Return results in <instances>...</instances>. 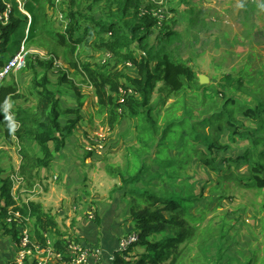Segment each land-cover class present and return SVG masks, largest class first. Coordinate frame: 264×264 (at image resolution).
Masks as SVG:
<instances>
[{
  "label": "trees",
  "instance_id": "trees-1",
  "mask_svg": "<svg viewBox=\"0 0 264 264\" xmlns=\"http://www.w3.org/2000/svg\"><path fill=\"white\" fill-rule=\"evenodd\" d=\"M56 2L57 0H0V13L7 9L10 11L7 23L0 22V69L18 51L23 41L26 50L42 49L51 56L48 63L38 60L37 56H29L31 58L27 59L25 68L32 75L37 76V70L44 71L38 82L35 78L32 79L35 84V102L31 108L17 105L13 109L10 106L22 98L14 72L0 82V136L6 146H19L20 165L12 175L17 174L22 178L27 189L38 183L43 169H48L55 163V156L64 149L65 141L80 119L82 99L73 83L69 82L77 96L78 108L75 109H63L58 95L48 87V70L55 60H61L67 71L81 77V84L94 90L97 115L106 116L110 129L122 118H137L143 121L144 139L154 138L162 129L152 116L157 110L150 107L153 91L161 83V90L166 95L180 97L173 106L174 111L163 118L162 126L165 129L161 130L162 137L170 132L171 127L179 128L180 134L193 147L194 155L190 161L198 159L202 167H208L216 175L223 173V177L218 176L221 180L217 187L230 180L248 189L252 188L256 193L263 192L264 163L260 162L264 161V104L251 101L250 95L256 92H245L246 86H242L239 76L230 80V75H227L219 84L230 87L236 84L233 92L236 97L218 91L208 99L209 111L203 112L207 117L202 121L201 117L193 118L191 107L189 110L184 108L187 107V93L195 94L196 90H201L207 95L206 89L210 92L211 86L200 85L193 69L175 59L171 51H168L175 39V32L172 30L174 21L165 20L152 12L160 0H91L89 13L85 17L79 10H71L74 1L64 0L61 4L64 8H70L64 27H59L58 21H54L50 15ZM100 5L103 16L96 19L93 9ZM154 28H159L156 35ZM93 37L95 41L90 44ZM80 45L91 47L94 51H104L112 58L104 63L96 62V66L80 62L76 57ZM132 70L135 75H131ZM66 81L67 72H63L59 82ZM119 90H124L125 96H121ZM217 101H221V105L211 107ZM181 106L184 112L181 116H176L175 108ZM71 116L74 118L71 119ZM61 119L65 120L64 126L60 123ZM187 121L191 128L187 129ZM181 141L182 138L176 145L179 146ZM238 143H241L242 147L239 149L243 153L235 155L234 164L231 161L234 157L226 158L227 164L219 169L215 165V159H212L214 154L232 149ZM240 163L245 165V169L237 174L234 171L239 169ZM148 173L145 170L123 180L125 186L141 180L146 188L127 192V195L136 196L135 205H131V200L128 206V215L133 222V233L138 235V242L124 252L115 251L112 264H165L175 259L180 251L178 246L192 236L193 229L185 228L184 222L178 221L184 211L175 212L177 202L173 203V200H177L178 193L184 194L187 200L197 199L202 195L204 186L197 192L189 185L177 189L172 185V189L165 190L164 193L153 192L148 188L150 180L142 178V174ZM156 176L159 177V174L149 175V178ZM12 192L11 175L5 174V169L0 164L2 234L8 236L13 244L18 242L17 227L15 224L9 227L6 218L9 212H19L23 218L30 219L32 243L43 248L49 243L54 252L61 253L62 259L68 261V242L79 240H69L59 233L53 217L43 211L40 203H19ZM141 199L148 201L143 209L140 208L144 204ZM157 205H162L163 208ZM164 212L169 214V218ZM135 254L137 259H134ZM26 264L35 262L27 260Z\"/></svg>",
  "mask_w": 264,
  "mask_h": 264
},
{
  "label": "rangeland",
  "instance_id": "rangeland-1",
  "mask_svg": "<svg viewBox=\"0 0 264 264\" xmlns=\"http://www.w3.org/2000/svg\"><path fill=\"white\" fill-rule=\"evenodd\" d=\"M62 1L64 0H57L54 10L50 12L52 19L58 21L59 27L66 25L65 17L67 12H70V8H64L61 4ZM72 1L75 2L71 6L72 11L79 10L84 17L88 15L91 0ZM152 12L165 20L174 21L172 30L175 32V39L168 47L173 57L189 65L197 77L204 75L209 79L207 86H211V91L208 92L205 88L207 95L201 90H196L195 94L187 93V107L184 108L189 110L191 107L193 118L201 117L202 121L207 117L203 112L209 111L208 99L218 91L236 97L233 93L236 84L232 87L219 84L227 75L233 80L239 76L242 86H246L245 92H256L250 95L251 101L264 104V0H160ZM93 14L96 19L102 17V5L94 7ZM156 31L158 33L159 28H154V35ZM94 41L95 37L90 44ZM150 41L154 43L153 40ZM29 56H37L38 60L46 63L51 59L46 51L36 48L27 50L26 62L31 58ZM76 57L80 62L93 66L98 64L96 62L104 63L112 58L104 51H94L91 47L81 45ZM63 72H67L68 81L60 83L59 78ZM43 73L44 71L37 70L38 75L35 76L24 68L13 74L15 81L20 85L19 94L22 96L20 101L10 105L13 109L17 105L28 108L33 106L35 84L32 79L35 78L38 82ZM130 73L135 75L134 70ZM47 76L50 80L48 87L58 95L63 109L78 108L77 96L69 82L78 89L82 99L80 119L67 139L70 140L74 135L69 143L71 155L64 152L66 140L64 149L55 156L58 165H55V162L48 169L42 170L37 187L27 189L22 180V184L13 190L12 193L19 203L31 200L36 202V198L41 194L38 191L52 188V185H61L67 198L62 206L66 215H81L86 223L99 224L102 219L100 214L104 213V229L109 230V241L119 238V242L122 237L134 231L133 223H128L130 217L127 212L131 200V205H135L136 196L127 195V192L146 188L141 180L126 186L123 180L146 170L149 173L142 174V178L145 181L150 180L148 188L153 192L164 193L165 190L172 189V185L176 189L189 185L197 192L204 186L202 195L197 199L187 200L184 194L178 193L177 200H173V203L177 202L175 212L184 211L178 221L184 222L185 228L191 227L193 233L178 246L180 251L175 259L165 264H264V190L262 193H256L254 189H248L230 180L224 181L218 188L221 180L218 176L223 177V173L216 175L208 167H202L198 159L190 161L194 155L193 147L189 146V140L180 134L179 128L171 127L170 132L162 137L161 130L165 129L162 126L163 118L167 113L174 111L173 106L179 96L166 95V92L161 90V83L156 85L150 107L157 110L152 116L162 129L153 136L154 138L144 139L143 121L137 118H122L110 129L106 116L97 115L94 90L81 84V77L67 71L61 60L53 62ZM219 86L221 88H218ZM119 93L125 96L126 92L119 90ZM127 93L129 95L130 90ZM221 103L217 101L211 107H219ZM183 112L181 106L175 108L174 113L181 116ZM73 118L74 116H71V119ZM60 123L64 126L65 120L61 119ZM186 126L187 129L191 128L188 127V121ZM181 138L179 146L176 145ZM18 147L6 146L0 136V164L9 176L16 172L20 165ZM239 147H242L241 143L232 149L214 154L212 159H215V165L221 169L223 164H227L225 159L229 157H234L231 159L234 164L235 155L243 153ZM87 159L92 162L91 165H84V160ZM65 162L70 164V168H67L66 177L59 180V165L62 163L64 166ZM260 163L263 164L264 161ZM238 168L234 171L237 174L245 169V165L240 163ZM91 171L95 175H92ZM153 174H159V177L150 179L149 175ZM80 198L86 199L87 202L80 201ZM147 202L143 201L144 204L140 208H145ZM157 206L163 208L162 205ZM88 214L92 215L91 220ZM163 214L169 218L167 212ZM113 217L119 218L115 226L117 228L120 223L121 233L111 234L110 229L115 222ZM129 226L131 228L127 229ZM67 238L72 240L75 237L67 235ZM15 248L12 240L2 234L0 226V262L8 260L6 255L13 259L17 251ZM137 258L135 254L134 259Z\"/></svg>",
  "mask_w": 264,
  "mask_h": 264
},
{
  "label": "built area",
  "instance_id": "built-area-1",
  "mask_svg": "<svg viewBox=\"0 0 264 264\" xmlns=\"http://www.w3.org/2000/svg\"><path fill=\"white\" fill-rule=\"evenodd\" d=\"M19 1V0H17ZM9 9L0 13V22L7 23L9 16ZM27 50L22 42L18 51L8 60L5 66L0 69V82L9 73H16L25 68ZM17 171V170H16ZM13 181V190L17 189L22 184V178L17 174L11 175ZM91 220L92 215L88 214ZM6 224L10 227L15 224L18 233V242L15 244L17 248L16 256L10 264H26V261H33L35 264H98L103 256L100 248L83 245L82 243L69 242L66 254L68 261L62 259L59 252H54L49 243L45 248L32 243L30 234L29 218H23L19 212H9L6 218ZM138 242V235L131 233L130 235L122 237L117 246V251L124 252L131 245ZM114 255H111L109 261L112 263Z\"/></svg>",
  "mask_w": 264,
  "mask_h": 264
},
{
  "label": "crops",
  "instance_id": "crops-1",
  "mask_svg": "<svg viewBox=\"0 0 264 264\" xmlns=\"http://www.w3.org/2000/svg\"><path fill=\"white\" fill-rule=\"evenodd\" d=\"M71 138H70V140L66 141V147L64 150V152H68L69 155H71L70 152H72L69 150L70 149L69 143L71 142ZM72 149L73 148H71V150ZM97 156H99V155H97ZM55 162H56V159H55ZM87 164L91 165L92 162L89 161L88 159L84 160V165L87 166ZM55 165H58V162H56ZM69 165H68V162H65L64 166L62 165V163H61V165H59V167H60V170H59L60 178H59V180L66 177L67 168H70ZM91 174L95 175L93 171H91ZM55 177L57 179L58 175ZM55 177H53V178L55 179ZM70 185H72V182H70ZM37 186H38V183H36L34 185V188ZM38 193L39 194L41 193V194L38 196V198H36V202H34L32 200L30 202H34V203L39 202L41 204L43 211L47 214H50L54 218V221L57 225V231L59 233L64 234L65 238H67V235L74 236L76 239H78L84 245L100 248L103 256H102V258L98 264H112L109 261V258L111 255H114L113 253L117 249L119 238H116L115 240L112 239V242L109 241L110 240L108 238L109 237V230L104 229L105 228L104 213L100 214L101 218H102L101 221L99 220L100 226H98L99 224H96V223L94 224L93 222H87L86 223L85 219H83L81 215H78V216H72L70 214L66 215L65 211L62 209L63 203L67 198L63 194V187L61 185L54 186V187L52 185V188H49L47 190H45V188H44V190H42V191L40 190V192L38 191ZM79 200L80 201L82 200L83 202H87L86 199L83 200L80 198ZM113 220H115V222H113L112 228L110 229L112 231L111 234L118 233V232L121 233L122 228L120 227V223L117 224V228L115 226L116 225L115 223H117L119 221V218L113 217ZM128 221H129L128 222L129 225H131V223H133V222H131L130 219H128ZM29 222H30V219H29ZM130 228H131L130 226L127 227V229H130ZM32 229H33V223H32ZM132 229H133V227H132ZM127 232H129V231H127ZM95 244H98V246ZM14 247H16L15 244H14ZM15 255H16V253H15ZM6 257H8V260L0 262V264H4V263L7 264V263L13 261L15 258L14 257L12 259V257H11V259H10V257L8 255H6Z\"/></svg>",
  "mask_w": 264,
  "mask_h": 264
},
{
  "label": "water",
  "instance_id": "water-1",
  "mask_svg": "<svg viewBox=\"0 0 264 264\" xmlns=\"http://www.w3.org/2000/svg\"><path fill=\"white\" fill-rule=\"evenodd\" d=\"M198 82H199V84L200 85H208V83H209V79L206 77V76H204V75H199L198 76Z\"/></svg>",
  "mask_w": 264,
  "mask_h": 264
}]
</instances>
